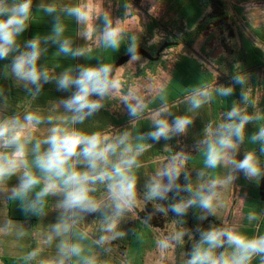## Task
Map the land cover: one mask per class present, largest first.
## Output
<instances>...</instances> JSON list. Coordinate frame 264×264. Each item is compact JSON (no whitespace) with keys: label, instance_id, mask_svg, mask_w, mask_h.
Returning a JSON list of instances; mask_svg holds the SVG:
<instances>
[{"label":"trees","instance_id":"1","mask_svg":"<svg viewBox=\"0 0 264 264\" xmlns=\"http://www.w3.org/2000/svg\"><path fill=\"white\" fill-rule=\"evenodd\" d=\"M105 1L113 3L117 8V15L124 18L129 11L134 14V9L142 5L141 0ZM39 3L40 0H31L24 30L16 35L15 45L9 54L0 58V122L10 123L12 131L9 135L22 132L30 124L42 128L49 122L47 119L53 120L49 117L46 119L45 115L53 111L55 106L64 103L77 90L75 85L66 90L58 87L57 81L64 74L75 79L83 68L107 65L111 85L118 71L136 57L169 71L168 60L164 57L166 53L173 54L179 48L185 51L176 55L165 87L149 98L140 96L142 105L136 109V115L131 114V108H127L129 114L122 113V109L114 108L103 98L92 95L90 99L99 100L102 107L82 121L77 120L71 112L57 126L64 131H76L85 136L97 135L101 147L109 143L118 144L120 138L127 134L124 144H119L116 151L109 154L107 164H101L97 170L90 169L88 160L79 154L72 157L66 167L96 176L100 170L111 171L114 164L135 156V163L128 170V174L135 180V195L130 203L119 201L110 187L111 182L99 179L88 183V195L94 210L65 208L63 202L66 189L59 180H54L57 187L37 202V193L49 181L46 174L37 167L36 156L48 150L49 145L45 141L52 130L46 136H34L32 133L20 135L27 165L19 171L18 176L22 181L25 173H31L40 179V183L26 193L19 191L21 183L18 181L13 182L14 185L10 184V187L1 188H11L7 194H0V208L7 214L12 231L27 245L28 251L20 255L0 254L1 263L84 264L80 254L72 252V247H79L83 241L109 264H122L118 254L127 255L133 244L146 233L144 230L164 231L173 223H176L177 230L184 235L185 246L192 252L196 243L201 242L195 221L192 222L194 203L182 215L176 214L172 208L177 204L196 201L189 183L194 161L198 153L209 145L207 140L212 136H215V141L218 140L220 133L224 131L222 126L231 122L239 123V116L230 120L228 113L235 108L240 116L249 117L243 128L242 139L234 134L232 136L236 147L248 146L260 130L264 129V25L253 26L245 17V9L236 4L230 8L227 0H176L175 18L171 21L165 22L146 14L147 21L143 24L140 36L123 33L117 38L118 47L109 45L94 50L90 48L86 19L82 18L78 22L73 11H62L77 8L86 15L87 0L51 1L53 8L62 9L53 13L54 16L58 15L56 18L51 17L53 22L65 23L67 20L75 24L74 35H71L69 28H60L61 31L57 34L54 31L57 25H50V16H43L44 10ZM12 13H1L0 20H6ZM65 30L70 33V37H62ZM209 31L220 36L223 48L215 71L209 70L190 52ZM157 37H160L158 41L149 44ZM32 41L38 43L39 49L35 66L39 73H47L48 82L41 76L38 84H32L17 77L13 71L14 60L21 53L31 50ZM65 41L72 50L69 53L60 51V45ZM133 45L135 52L131 53L128 49ZM75 52L79 54L73 55ZM237 77L241 82L236 81ZM228 88L231 89L230 94H222L221 89ZM194 99L201 101L199 107H193ZM155 114L157 119L166 120L169 125L177 117L187 118L191 123L182 133L173 132L167 139L154 140L149 134L155 131V121L151 118ZM255 142L254 154L258 162L257 206L247 220L234 230L247 239L264 236V140L256 139ZM126 147H130L131 152H126ZM15 151V145L4 146L3 140H0L1 155L12 158ZM77 151L79 153L80 149ZM183 154H186L183 166H180V160L179 165L176 164L173 168L163 165L164 172L169 169L178 172L171 190L163 198L151 196L150 189L155 184L151 175L158 163L162 159L163 162L174 160ZM243 180L246 183L243 185H249ZM159 182L167 185L168 177L163 175ZM117 203L122 205L119 211ZM34 204L35 210H32ZM132 217L137 219L135 226L130 221ZM127 223L133 227L127 226ZM211 228L228 229L225 223L217 220H213ZM192 234L194 238H191ZM11 236L13 237L10 235L9 239ZM202 247L209 246L203 244ZM22 251L24 252V248ZM213 253L217 257L224 254L231 258L234 247L225 239L221 247L213 249ZM98 264H101V260ZM247 264H264V254L253 255Z\"/></svg>","mask_w":264,"mask_h":264},{"label":"rangeland","instance_id":"2","mask_svg":"<svg viewBox=\"0 0 264 264\" xmlns=\"http://www.w3.org/2000/svg\"><path fill=\"white\" fill-rule=\"evenodd\" d=\"M52 0H40L39 5L43 11V16H50V25H58L60 28H68L71 31V35H74L73 29L75 24L69 23L67 20L65 23L53 22L52 18L58 17L54 12L62 9L54 8V11L48 12L49 7L53 8ZM142 5L138 9H134V14L128 12L127 17L118 16L116 13L117 8L113 3L105 0H87L86 15L78 10L79 15L76 14L78 22L80 19L85 18L87 21L88 40H90V48L99 49L101 46H108L105 42V32L109 28L116 29L118 32L117 38L123 33H132L135 37L140 36L143 31V24L147 21L146 14L157 18L162 21H171L175 18L174 3L176 0H141ZM230 8L238 5L245 9L247 21L255 27L264 25V0H227ZM22 3L20 0H0V14L14 10V8ZM80 10V11H79ZM66 13L73 11L62 10ZM85 16V17H84ZM49 23V22H48ZM78 27V24H77ZM63 33L64 37H70V33ZM217 34V33H216ZM212 31L203 35L196 46L190 51L193 55L199 58V60L209 69L215 71L217 69V60L223 52V48L220 42V36ZM214 36V37H213ZM160 37H157L149 44L158 41ZM185 50L179 48L174 50L173 54L166 53L164 56L167 59V65L169 71H165L163 67L158 65H150L149 62L141 57L134 58L129 64L121 68L115 80L110 86L108 93L102 98L107 103L114 106V108L122 109V113H127V108L137 109L142 105V98L145 96L149 98L160 92L167 84L170 78V70L175 63L176 55L182 53ZM127 85V86H126ZM124 86L129 88V91L123 90ZM128 94V95H126ZM96 96V95H95ZM99 98L98 96H96ZM261 97V95H260ZM101 98V99H102ZM71 111L67 110L64 103H61L54 107L53 111L45 115L53 120H48L42 128L29 125L25 130L20 132V135L26 136L28 133H32L34 136H46L54 128H57L59 122L66 120ZM129 114V113H127ZM53 121V123H51ZM55 125L52 126L51 124ZM0 124H8L3 123ZM215 136H212L210 140H207L208 146L204 148L202 152H199L198 157L195 159L194 169L190 174V186L193 189V195L195 196L194 203V220L196 224V230L201 235L202 233L212 230L213 220H217L225 223L227 228L234 231L235 228L242 225L249 215L255 210L257 206V183L258 174L255 176H248L244 171L236 168V163L241 161L245 156L251 154L253 156V162L257 167V157L254 154V146L256 145V139L241 147H236L237 144L233 143L230 148L220 149L218 140L215 141ZM217 147L221 151V160L216 167H209L206 164L209 146ZM1 155V152H0ZM186 154L183 156H177L176 159L163 162L164 159L158 163L155 168V172L151 175L152 179L159 182L163 176V165H168L173 168L181 162L180 166H183ZM11 159L15 160V171L0 179V189L3 187H10L13 182L22 181L19 178V171L26 167V160L22 156ZM180 160V162L178 161ZM19 180H16L18 179ZM245 179L249 185L244 182ZM14 185V184H13ZM9 189H1L0 194H7ZM211 195V210H206L200 206L199 200L201 196ZM130 221L134 222L135 226L138 222L135 217H132ZM93 226V224L91 225ZM127 226H130L127 223ZM176 223L171 224L164 231H151L146 232L142 237L137 240L131 251L125 254H118V259L122 264H188L192 252L191 249L185 246L184 235L177 230ZM182 228V226H181ZM187 230V227H185ZM10 235H13L11 239ZM9 236V237H8ZM194 238V234L191 235ZM8 239L10 241H8ZM200 243H196V246ZM194 246V247H196ZM24 248V252L22 251ZM79 254L84 264H98L101 260V264H109L108 261L100 258L96 255L95 251L89 244L81 241ZM27 245L20 241L16 237V233L12 231L11 225L8 221L7 214L0 208V254L11 253L14 255H20L28 252ZM194 248H192L193 250ZM86 261H88L86 263ZM0 264L1 260H0ZM43 264H51L50 262Z\"/></svg>","mask_w":264,"mask_h":264},{"label":"clouds","instance_id":"3","mask_svg":"<svg viewBox=\"0 0 264 264\" xmlns=\"http://www.w3.org/2000/svg\"><path fill=\"white\" fill-rule=\"evenodd\" d=\"M31 0H24L18 4L13 13L6 19L0 20V58L6 57L15 45V37L25 28V21L30 12ZM48 12L54 11V8L49 7ZM73 12L79 15L78 10ZM54 31L58 34L61 29L57 25ZM118 32L116 29L109 28L105 32V42L112 47H118ZM30 51L21 53L13 62V71L22 80L38 84L43 76V80L48 82L49 77L47 73H39L35 66L39 55L38 43L32 41L30 44ZM60 51L69 53L72 50L68 46L67 41L60 45ZM129 52H135V45L128 49ZM78 55V52L72 53ZM109 67L107 65L99 68H83L80 70L77 78L73 79L68 74H64L58 81V87L61 89H68L75 85L76 92L73 93L67 100L64 101V106L67 110L73 112L77 120H83L86 116L91 115L98 110L102 105L99 100H92L90 97L96 95L98 97L105 96L110 86L108 74ZM237 82H241L240 78H236ZM222 94L228 95L231 89H221ZM201 101L199 99L193 100V107H199ZM131 114L136 115V109H131ZM229 119L239 116V123L231 122L223 127L224 131L220 133L218 144L220 149L230 148L233 146V134L242 139V132L244 125L248 122L249 117L240 116L238 109H233L228 113ZM31 120V118H29ZM155 131L149 135L154 140L160 138H169L170 133H182L190 120L184 117H177L172 125H169L166 120L157 119L155 122ZM12 131L8 124H0V140H3L4 146L15 145L16 151L13 156L19 157L24 154V144L20 142V133ZM127 139V134L120 138L118 144L109 143L101 147L100 139L97 135L85 136L79 132L64 131L60 128H54L52 134L45 141L49 148L43 154L36 156L37 167L46 174V179L49 181L45 187L37 193V202L40 199L53 191L57 185L54 180H59L66 189L64 199V207L67 209L79 208L82 210H94L89 198V181L97 179L111 182L110 187L115 191L117 199L124 203H130L134 199L135 180L128 174L135 163V156L120 161L112 166L111 171L102 169L98 175L90 176L88 172L80 173L74 170H69L66 165L72 157L83 155L89 163L90 169L97 170L101 164H107L109 154L114 153L119 144H124ZM254 139L264 140V129L254 137ZM78 149H80L78 153ZM210 144L206 164L209 167H216L221 160V151ZM39 145H37V151ZM126 152H131L130 147L125 148ZM15 160L6 155H0V179L12 174L15 171ZM236 168L245 172L248 176H255L258 169L253 162L251 154L245 156L241 161L236 163ZM162 175L168 177V184L164 185L156 182L150 189V195L153 197L163 198L164 194L171 190L174 181L178 177V172L175 169H169ZM40 183V179L31 173H25L24 178L20 184V192L26 193L33 186ZM195 203L189 201L188 204L174 205L172 211L178 215L186 212L187 208ZM200 206L206 210H211V195L201 196L199 200ZM122 205L117 203V210L121 209ZM35 210V204L32 207ZM234 247V253L231 258L221 254L219 257L215 256L213 249L221 247L225 242ZM207 244L208 248H203L202 245ZM80 248L76 245L72 247L73 253H79ZM255 254H264V236L254 239H247L234 231L228 229H213L201 234V242L192 251V255L188 260V264H247V261Z\"/></svg>","mask_w":264,"mask_h":264},{"label":"crops","instance_id":"4","mask_svg":"<svg viewBox=\"0 0 264 264\" xmlns=\"http://www.w3.org/2000/svg\"><path fill=\"white\" fill-rule=\"evenodd\" d=\"M123 90L127 91L125 86H124ZM151 118L154 119V121H156L157 120V114L152 115ZM108 138H109V136H108Z\"/></svg>","mask_w":264,"mask_h":264}]
</instances>
